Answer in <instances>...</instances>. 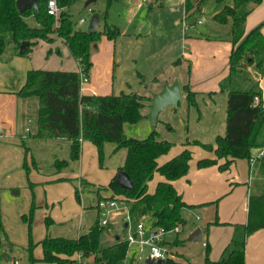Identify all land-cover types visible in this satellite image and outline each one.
<instances>
[{"label":"crops","instance_id":"crops-1","mask_svg":"<svg viewBox=\"0 0 264 264\" xmlns=\"http://www.w3.org/2000/svg\"><path fill=\"white\" fill-rule=\"evenodd\" d=\"M79 2H83V6H85L86 0ZM121 2L127 6L139 7L141 2L146 1L121 0ZM90 5L85 7L92 15L96 12L90 9ZM151 5L148 4V6ZM159 5L161 6V4ZM135 9L137 10V8ZM97 15L99 16V21L94 30L102 32L108 24L104 16H101L98 12ZM89 20L86 21L87 26L84 30L87 29ZM187 20L184 15V21ZM263 21L264 0L246 17L243 25L244 33L249 32ZM80 22L84 23L85 19L81 18ZM203 22L204 19L199 18L196 23L194 22L192 24L193 26L197 24L201 25ZM192 24H188V29L191 28L189 25ZM183 25L185 28L186 25ZM143 26L144 24L141 28ZM212 28L216 30L218 28L219 30V27ZM79 30L83 29L79 28ZM190 32L193 36L187 38L185 37L187 33L183 32L182 45L184 47H182L184 50L181 52L179 50V52L172 56L173 59L176 57V61L171 59L170 62L174 64L181 63V60L188 62L190 66L188 80L182 85L178 84L180 100L177 107H165L159 113L156 123L161 122L165 125L163 127L161 124V132L157 131L159 139L172 144L169 152L157 159L158 165H162L177 156L185 148L191 153L187 174L171 182V184L181 196L182 201L192 206V208L182 210V217L185 220V224L180 226L178 233L171 232L166 235L164 246L169 252L170 259L178 264H203L206 244L209 246V259L212 262H217L227 254L233 242L244 240L245 264H264V229H259L247 237L244 236L251 170L254 167L255 160L260 158L259 154L261 152L264 153V145L259 151L253 150L251 158L253 159V163L250 162L251 159L249 161L236 159L232 161L229 168L225 171L218 169V165L225 162L224 159L218 160L217 165L202 169L197 168L196 162L198 160L213 159V153L207 152L199 146H188L185 144L186 142L182 147L177 145L178 143H183L185 139L188 142L198 141L202 144H214L215 138L217 136H223L226 128L227 91L220 90V83L228 74V57L231 52V44L225 39L226 37L224 38L225 40H207L205 39V35L209 34L207 32H198L202 33V36L199 38L194 36L196 32L193 30ZM261 34L264 37V25L261 27ZM58 42L63 43L61 47ZM43 46L46 47L43 48ZM33 54H36V58ZM47 61L50 62L49 65L51 67L59 68H50L53 70H47V68H44V63H42ZM124 61L125 59H120L115 45V38L109 40L106 36L102 35L99 42L93 44L91 48L90 62L92 66L89 71L88 81L81 85L80 93L82 95L105 96L115 93V84L126 86L127 88L132 87L134 80H130L125 76L122 77L120 83H115L116 70L117 73L118 70L121 71V64L124 65ZM31 70L79 72L80 68L78 61L72 57L67 46L59 38H53L51 42L39 41L25 55H18L15 49L9 46L0 57L1 222L4 228L6 227L8 229L10 224L14 223L15 225L12 229H19L20 220L23 222V216H27L32 204V192L28 186V182H31L34 184L33 202L35 208L31 222V236L34 243L40 242L46 235L50 237L77 239L79 236L87 233L97 219V211L95 208L97 190L100 189V194L103 197L110 195V191L101 189L102 187H106L109 181L116 176L118 168L124 163L126 150L122 148L114 151V144L105 143L103 145L104 160L102 166L99 167L97 149L88 141L81 142L79 160L70 161L69 140L35 137L37 132L38 99L35 97L23 98L16 95L24 85L27 73ZM150 75L147 77H152V90L155 92H158L154 90L155 87H162L164 84L171 85L173 82H169L168 80L160 81L161 76L155 74ZM132 76L134 77L135 74ZM136 76L138 78L144 77V82L148 79L141 72H136ZM185 84L189 85L191 92L195 95V104L192 106L187 105L185 93L182 92L181 87ZM259 86L264 106V74L260 79ZM136 94L146 98L150 97V100L143 102V107L140 109L143 118L138 123L123 124V134L126 138L144 139L151 132V124L149 125L146 121L149 113L151 95L148 93ZM182 100L183 102L180 107ZM176 116L179 123L178 129H175L170 120ZM185 119L187 122L186 127L183 123ZM131 131L135 134H131ZM176 132H179L180 140H173ZM25 149L28 151L26 155L28 176L23 165ZM55 160H66L69 163L68 166L57 171L54 167ZM95 165L98 166L99 175L97 176L100 178L97 177L96 180H93L92 176ZM258 166L256 191L264 188V167L263 164L259 165V163ZM156 176L155 184L151 189L150 182L153 179L148 183L147 192L149 194L154 192L158 182L164 181V178L159 174L155 173L154 177ZM83 178L86 181L85 183L92 184L88 189L83 187ZM69 180H72V182H68ZM231 185L233 187H230ZM75 188L79 189V201L75 199ZM238 188L241 190L239 192L240 194L244 192V189L246 191L245 196H242V198H246L244 199L243 206L244 215L241 213L238 215V212L234 215L230 214L226 206L222 207L224 202L227 203L226 201L228 199L226 198L229 197L227 195L229 191L235 192ZM222 197H225L224 202ZM125 205L128 208L126 203ZM88 207L90 210L85 211ZM184 212L191 214L183 216ZM46 218L50 220V224L47 227L45 226ZM215 220L218 221L217 225L207 226ZM193 221H202V225H194L195 223ZM25 223L23 224L25 228L23 226L17 232L20 236L16 233L14 234L17 237V241L7 233L5 238L7 240L6 243L0 239V253H2L0 264H11L13 260H19L16 256L10 257L9 253L14 249V244L8 238L14 240L16 244L24 243L22 245L24 250L27 247L28 237ZM113 223L117 224L118 227L114 228L112 226ZM185 228H189V232L184 234ZM190 229L194 231L200 229V241H188L187 238L191 234L190 232L193 231ZM110 234L115 240L119 238L124 240L126 226L121 215L115 216L109 223V228L104 235L105 238ZM183 240L192 242L194 245L186 246ZM175 241L179 242V244L174 245L173 243ZM179 248L185 250L184 252L186 254H181V251H178ZM135 252V248L130 249V256H133ZM33 254L35 259H41V247L36 246ZM92 260V257L83 258V264H92ZM27 264H29V261ZM35 264L46 263L37 261Z\"/></svg>","mask_w":264,"mask_h":264},{"label":"trees","instance_id":"trees-1","mask_svg":"<svg viewBox=\"0 0 264 264\" xmlns=\"http://www.w3.org/2000/svg\"><path fill=\"white\" fill-rule=\"evenodd\" d=\"M38 0L37 8L27 7L19 12L16 0H0V57L9 46L18 55H25L39 41L51 42L53 38L61 39L67 46L72 57L78 61L80 71H46L31 70L27 73L24 85L16 93L23 98L38 99L37 132L35 137L48 139H66L70 141L69 160L80 158L81 142L88 141L97 149L98 164L102 166L104 160L103 145L112 143L114 151L124 148L126 156L118 171L125 172L132 188H121L113 177L106 187L101 190L110 191L108 197L97 190V201L101 199H115L128 205L131 221L135 224L141 217H149L154 226L165 231H171L176 226H183L185 220L182 210L192 208L182 201L171 182L184 177L189 169L191 153L182 150L177 156L158 165L157 159L171 149L170 142L160 140L157 132L152 129L144 139L126 138L123 134V124H136L143 116L140 109L144 101L149 98L136 93L118 95H82L80 93L81 75L89 76L91 69L90 51L93 44L99 42L102 35L109 40L116 38L118 29L106 26L102 32L79 30L67 13V9L82 0H56L60 9L59 16L54 18L47 13V2ZM112 0H107L109 4ZM207 0H183L185 19L200 13ZM223 2L225 0H216ZM262 0H231L214 15L211 21L217 26H228V36L225 38L231 44L228 57V74L220 83V90L227 91L226 128L223 136H217L214 144H202L198 141H186V145L199 146L214 155L213 159H201L196 166L199 169L217 165L218 160L225 162L218 165L220 171L229 168L233 160L249 161L253 150H260L264 145V106L260 90V79L264 74V37L258 26L244 33L243 25L246 17L259 5ZM152 6H149L151 8ZM32 17L37 26L32 27L26 18ZM190 27L193 26L189 25ZM191 33V32H190ZM193 35L185 34V37ZM197 38L202 33H195ZM207 40H220L218 35H205ZM224 39V40H225ZM27 46L23 53H19L22 42ZM185 93L188 106L195 104L194 93L188 84L181 87ZM257 99V101H256ZM170 129V127L167 126ZM24 151V168L28 176L26 155ZM69 161L55 160L54 167L58 171L68 166ZM263 164L262 157L257 158L254 165ZM157 173L164 178L158 182L152 194L147 192L148 183ZM68 182H72L69 180ZM32 192V204L27 216L23 219L28 224V243L26 247L29 264L37 261L46 264H70L77 253L83 258L92 257V264H121L127 251V243L123 239H113L110 244L104 243V235L109 228L99 224L98 217L87 233L77 239L50 237L46 235L40 242L34 243L31 236V222L33 217L34 184L28 182ZM75 198L79 201V193L75 188ZM203 206V205H202ZM50 224L45 219V226ZM218 224V221L207 226ZM259 229H264V188L249 194L247 221L244 225V236L247 237ZM0 231H3L0 221ZM174 245L179 242L175 241ZM41 247V259H35L33 250ZM245 241L233 242L227 254L217 262L209 259V246L204 250L203 264H245ZM178 264L167 258L163 263Z\"/></svg>","mask_w":264,"mask_h":264},{"label":"rangeland","instance_id":"rangeland-1","mask_svg":"<svg viewBox=\"0 0 264 264\" xmlns=\"http://www.w3.org/2000/svg\"><path fill=\"white\" fill-rule=\"evenodd\" d=\"M148 4H152L151 9L149 8ZM159 4H161V6ZM225 4H230V0H225L223 2L216 0H207L203 4L200 13H196L190 19L184 21L182 0H148L146 2H141L139 7H135L132 5L127 6L123 4L121 0H112L109 4L107 3V0H96L95 2H93L89 6L91 7L90 9L94 10L96 14L98 12L101 14V16H104L108 26H114L112 28L119 29L121 33V35H118L115 38V45L119 52L120 59L122 60L125 59L124 61L125 64L123 65L120 63L122 68L121 71L118 70L117 73L116 70L115 83L116 82L120 83L123 76L129 78L130 80L131 79L134 80V84L132 85V87L129 88H127L126 86H120L119 84H115L114 94L118 95L120 94V92H123L124 94L148 93L151 95L152 98L153 95L159 93L162 90V88L167 84H164L162 87L161 86L155 87L154 90L158 92L153 91L152 90L153 85L151 82L152 77H147V76H151L150 74L161 76L160 81H164V80H168L169 82L173 81L172 84L177 83L182 85L185 82H187L190 73L189 63L183 60H181L182 61L181 63H177V64L170 63L171 59H173L172 56H174L177 52H179V50L180 52L184 50L183 49L184 46L182 45L183 32L187 33L188 35H192V33H190V31L192 30L196 33L203 31L209 33L210 35L212 34V35L221 36V38L224 39L225 37L228 36L229 27L217 26L211 21V15L217 12L218 10H220ZM83 5H84L83 2H78L67 9V13L75 29L82 28L84 30L87 26L86 21H88L90 18L91 13L88 12L86 7ZM135 8H137V10ZM81 18L85 19L84 23L80 22ZM199 18H203L204 22L201 25L197 24L191 27L190 29H188V24H192L194 22L196 23ZM25 20L27 24H29L30 26L32 27L36 26L35 20L32 17H28ZM143 24L144 26L143 28H141ZM183 24L186 25L185 28ZM212 27H219V30L218 28L216 30L213 29ZM58 43L60 44V47L63 44V43L61 44L60 42ZM45 47L46 46H43V48ZM33 56L36 58V54H33ZM175 58L173 59L174 61H176ZM42 63H44V68H47V70H53L50 68H59V67H51V65H49L50 64L49 61ZM136 72H141L142 74H144L145 78H148L147 81L144 82V77L138 78L136 76ZM134 74L135 76L133 77L132 75ZM182 102L183 100L180 102V107ZM170 120L172 121L171 123H173L175 129H178L179 123L177 121V116L171 118ZM146 121L149 123V125L151 124L148 118ZM183 123L184 126L186 127L187 125L186 119L184 120ZM161 124H162L161 122H158L155 125L151 124L152 125V126L150 125L151 131L152 129H154L156 132L157 131L161 132L162 126L163 127L165 126L164 124H162L161 126ZM131 134H135V133L131 131ZM173 137H174L173 140H180L181 138L179 132H176V134ZM185 142L186 139L183 143L181 144L178 143L177 145L182 147L184 146ZM190 145L191 144H189L188 146ZM97 167L98 166L95 165L93 170L94 172L92 176L93 180H96V178L99 177L97 176L99 175L98 174L99 170ZM258 167L259 166L257 164H255L254 167H252L251 175H250V183L248 185L249 194H255L256 183H257L256 174ZM156 178L157 176L154 177L153 180L150 182V189L154 186ZM85 182L86 181L83 178L82 179L83 187L88 189L89 186H91L92 184ZM230 187H233V185H231ZM77 190L79 191V189ZM240 191H241L240 188L236 189L235 192L229 191L227 195L230 198L227 196L228 197L226 198L228 199L226 201L227 203L224 202L225 197H222V199H224L223 200L224 203L222 204V207L226 206L229 209L230 214L234 215L236 214V212H238V215L239 213L244 215L243 206H244V199L246 198H242V196L243 197L245 196L246 191L244 189V192L241 194L239 193ZM86 210H90V208L88 207L85 209V211ZM189 214L191 213L184 212L183 216ZM23 222L22 220H20V225L18 226L19 229L16 230L12 229V227L15 225L14 223H11L9 228L7 229L6 227L5 228L3 227V224L1 222L3 231L2 232L0 231V239L4 243H6L7 240L5 238L7 236L6 235L7 233L9 236L11 237L13 236L17 241V237L14 236V234L16 233L18 235L17 232H19L22 229V227L24 226L23 224L26 221L24 223ZM193 222L195 223L194 225L197 226L202 225V221H193ZM114 223L112 224V226L114 228H117L118 227L117 224ZM25 224L27 227V237H28V224L27 222ZM193 231H191L190 233H192ZM187 232H189V228L184 229V234ZM8 239L14 244L13 245L14 249L9 253L10 257L16 256L21 264H27L28 262L27 251H25L26 248L25 250L22 248V245H24V243L16 244V242L14 240H11V238ZM103 240L105 244H110L113 242V237L110 234L108 237L106 238L104 237ZM183 241H184V245L186 246L194 245L192 242H188L185 240ZM178 251H181V254L184 255L186 254L184 252L185 250H183L182 248H179ZM1 256L2 253H0V257Z\"/></svg>","mask_w":264,"mask_h":264},{"label":"built area","instance_id":"built-area-1","mask_svg":"<svg viewBox=\"0 0 264 264\" xmlns=\"http://www.w3.org/2000/svg\"><path fill=\"white\" fill-rule=\"evenodd\" d=\"M59 12L60 9L56 4V0H49L47 2V13L50 16L57 18ZM87 81L88 78L85 75H81L80 87ZM262 155L263 152L259 154V157H262ZM250 162L253 163V159H251ZM95 208L101 226H107L117 215L122 216V220L126 226L124 241L127 243V251L121 264H147V259H151L154 261V264H157L159 260L165 261V259L170 258L169 252L164 246L165 237L171 232L178 233L180 226H176L171 231H165L162 228L154 226L152 220L147 216L141 217L135 224H133L129 209L126 207L125 203L115 199H101L96 202ZM132 248H135L136 252L133 256H130V249ZM11 264L20 263L18 260H13ZM70 264H83L82 254L77 253Z\"/></svg>","mask_w":264,"mask_h":264},{"label":"water","instance_id":"water-1","mask_svg":"<svg viewBox=\"0 0 264 264\" xmlns=\"http://www.w3.org/2000/svg\"><path fill=\"white\" fill-rule=\"evenodd\" d=\"M37 1L38 0H16V7L19 12H23L27 7L31 6L33 8H37ZM96 0H86L85 6L90 5L91 3L95 2ZM99 21V16L94 13L91 15L88 27L86 29L87 32L95 31L94 28ZM27 43L24 41L20 44L19 53H23L26 49ZM180 100V91L177 83H173L172 85H165L162 90L153 95L149 105V113L147 115L148 120L151 122L152 125H155L157 122V118L159 113L165 107H173L176 108ZM116 183L123 189H131L132 183L128 177V175L123 172H117L115 176ZM188 241H200L201 240V231L200 229H196L193 231L189 237L187 238ZM163 260H159L158 263H163ZM147 264H154V261L151 259L146 260Z\"/></svg>","mask_w":264,"mask_h":264}]
</instances>
